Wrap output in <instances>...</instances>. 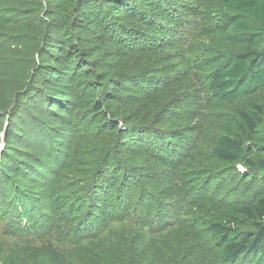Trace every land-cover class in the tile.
I'll return each instance as SVG.
<instances>
[{"label": "rangeland", "instance_id": "1", "mask_svg": "<svg viewBox=\"0 0 264 264\" xmlns=\"http://www.w3.org/2000/svg\"><path fill=\"white\" fill-rule=\"evenodd\" d=\"M45 5L41 15L36 6L31 9L34 14L0 13V264L12 255L16 245L50 244L67 252L74 245L85 246L100 240L105 244L121 240L131 249H145L140 255H128V264L141 261L154 264L150 252L165 247L170 230L190 227L194 222L199 224L197 239L192 240L190 246L197 245L199 260L190 258L172 263L221 264L218 250L206 231L204 205L207 203L205 208H209L211 203L241 202L264 190V169L218 163L211 155L228 118L249 102L264 100V90H261L232 103H223L213 97L206 86L204 75L210 59L227 49L218 25L226 11L217 6L215 0H173L171 19L167 17L165 22L155 25L153 16L147 15L149 9H144L153 29L163 28L157 31L156 39L174 45L172 52L170 46L165 48L164 53H157L155 63L147 65L150 74L147 80L154 82L152 90H156L157 95L143 99L144 107L138 112L142 115L149 110L148 118L131 124L138 128L124 130L126 121L119 119L121 132L101 131L95 143L91 141V147L74 154L76 149L71 140L81 126L76 120L68 124L70 117L61 111V117L55 119L50 115L40 118L34 113L37 120L22 112L21 117L25 119H17L16 126L28 132L25 140L16 136L17 131L8 129L10 119L25 107L22 101L29 97L25 95L34 91L29 86L34 64H45L51 58L46 52L48 48H44L43 55L37 54V48L44 46L34 37L37 35L35 19L46 13ZM7 22L12 27L8 28ZM156 46L153 44L151 48ZM174 54H181V59L168 67L167 60H173ZM141 55L137 52L134 57L137 60ZM144 60L146 58L142 57L141 61ZM163 68H174V72L160 74ZM40 121L51 127L50 134L54 138L46 132L42 137L36 135L37 130L42 129ZM88 128L82 126L84 132H88ZM137 129L147 134L140 143L144 146L134 144L137 137L130 142L140 151L132 153L134 160L147 161L141 167V187L131 193L126 191L118 206L110 199L107 210L101 211L103 214L98 219L93 216L90 208L93 202L88 199L94 176L106 159L115 160L109 153L113 155V150L122 145L121 134ZM172 135L179 138L170 137ZM48 136L53 140L51 143ZM262 138L264 124L252 145H258ZM94 146L100 154L97 161H92ZM141 148L149 149L152 155L146 157ZM161 149L164 153L167 151V156L160 154ZM6 157L11 163H5ZM263 158L254 152L251 160L259 164ZM146 195L149 196L148 208L144 206ZM100 198L104 195L94 199L96 204L101 203ZM52 208H56L55 212ZM112 233L117 235L109 241ZM235 264H264V260L241 257Z\"/></svg>", "mask_w": 264, "mask_h": 264}, {"label": "trees", "instance_id": "2", "mask_svg": "<svg viewBox=\"0 0 264 264\" xmlns=\"http://www.w3.org/2000/svg\"><path fill=\"white\" fill-rule=\"evenodd\" d=\"M172 1L0 0V13L9 15L34 14L31 9L35 6L41 15L46 4V13L42 18L35 19L37 35L34 37L40 39L44 46L37 48V54L43 55L44 48H48L46 52L51 57L45 60V64H34L29 75V86L34 91L25 95L29 96L22 101L25 107H21L17 115L10 119L8 129L17 131L16 136L25 140L28 132L16 126L19 122L17 119H25L21 117L22 112L35 120L34 113H38L40 118L50 115L54 119L60 118L61 112L65 113L70 117L68 124L76 120L77 125L81 126L77 132L74 131L76 136L71 140L75 154L91 147V141L95 143L101 131L115 134L127 128H138L131 124L138 120L146 121L149 114V110L139 114L138 110L144 107L142 100L153 99L157 95L154 94L156 90H152L154 82L147 80L150 77L147 65L155 63L157 53H164L165 48L171 45L164 44L165 40L159 42L156 39L155 35L163 28L153 29L143 10L149 9L147 15H152L153 24L157 25L165 22L167 17L171 19L169 13L174 12ZM215 2L226 11L218 25L227 49L225 53L210 59L204 79L213 97L223 103H232L240 97L264 90V0ZM10 26L12 24L7 22V27ZM153 44H157L154 49L151 48ZM170 50H174V45L170 46ZM137 52L142 55L136 60L134 56ZM142 57L146 58L144 62L141 61ZM173 58L167 60L168 67L181 59V54H174ZM174 68H163L160 74H171ZM119 119L126 121L122 130L118 128ZM263 124L264 100L260 103L249 102L228 118L216 138L212 158L226 165L243 164L251 170L257 167L264 169V158L259 164L251 160L254 152L264 157V138L260 139L258 145H252ZM83 125L89 127L88 132L82 130ZM39 126L44 130L39 128L36 135L42 137L44 132L50 134L51 127L43 121ZM145 135L143 130L138 129L122 133V145L113 150V155L109 153L115 160L106 159L101 170L95 174L88 199L90 203L93 202L90 208L96 218L100 219L103 214L100 212L107 210L110 199L118 206L126 191L131 193L141 187V167L147 161L134 160L132 153L140 151L130 142L137 137L134 144L144 146L140 143ZM52 136L51 133L50 137L54 138ZM50 137L49 143L53 141ZM170 137L179 138L175 135ZM93 149L95 156L92 161H97L100 154L96 146ZM140 150L146 157L152 155L149 149ZM163 151L161 149L160 154ZM166 153L165 150L163 156H167ZM15 160L14 157L13 164ZM5 163L9 164L11 160L6 157ZM22 168L25 169V166L22 165ZM100 195H104V198H100L99 206L94 199ZM146 199L149 202V196L146 195L144 199V206L148 208L150 206ZM206 205L202 210L206 231L218 250L221 264H235L241 257H252L258 262L264 260V190L245 201L211 203L209 208H205ZM55 209L51 211L55 212ZM198 226V222H194L190 227L170 230L166 235L169 240L165 247L150 252L154 264H174L190 258L199 260L201 255L197 252V245L193 243L190 246L191 241L197 239ZM115 235L110 234L112 237L109 241ZM143 251L145 249L139 247L131 249L121 240L113 244L100 240L85 246L74 245L67 252H61L50 244L16 245L12 255L2 264H128V255L133 253L137 256ZM140 264L146 263L141 261Z\"/></svg>", "mask_w": 264, "mask_h": 264}]
</instances>
